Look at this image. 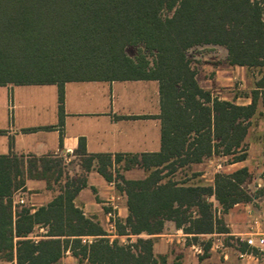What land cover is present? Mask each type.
Masks as SVG:
<instances>
[{"label": "trees", "instance_id": "1", "mask_svg": "<svg viewBox=\"0 0 264 264\" xmlns=\"http://www.w3.org/2000/svg\"><path fill=\"white\" fill-rule=\"evenodd\" d=\"M205 46L224 48L232 66L264 69V0H0V86L56 84L62 123L68 82L156 80L162 126L156 153L89 154L81 138L72 155L0 156L1 258L59 264L70 251L80 263L167 264L166 256L154 253L167 221L194 241L228 233L211 199L222 214L247 202L246 167L216 174L213 185L170 178L212 156L227 157L229 164L247 158L258 91L241 106L202 89L189 52ZM129 48H136L135 56ZM258 87L264 88V75ZM70 158L77 160L75 174L67 168ZM123 161L124 170L140 167L147 175L114 178V164ZM94 167L125 194L128 216L114 223L118 235L136 236L134 243L111 242L74 204ZM28 180L45 181L53 200L34 211L14 206V194L27 191ZM37 228L45 230L38 239ZM88 237L93 240L84 243Z\"/></svg>", "mask_w": 264, "mask_h": 264}, {"label": "crops", "instance_id": "2", "mask_svg": "<svg viewBox=\"0 0 264 264\" xmlns=\"http://www.w3.org/2000/svg\"><path fill=\"white\" fill-rule=\"evenodd\" d=\"M227 57L226 50L205 57L199 54L196 59L201 61L194 63L192 60V63L199 86L221 100L247 106L252 103L253 92L258 91L257 110L246 137L247 158L228 164L230 172L246 167L250 174H254L264 164V88L258 87L264 69L232 66ZM64 92L61 123L56 84L1 85L0 156L72 155L81 138H84L89 154L140 155L161 150L158 81H74L64 85ZM256 183L252 185L262 189L260 196L254 198L249 194L247 202L238 203L222 214L228 233H214L210 237L226 236L238 240L246 238L253 230L264 228V179ZM26 190L14 194L13 205L15 200L23 198L34 211L50 203L56 195L47 190L43 180H28ZM74 204L84 216L99 222L104 230L112 214L119 220L128 216L125 194L116 188L115 182H108L100 175L95 167L88 174L87 187L79 192ZM110 225L115 226L112 221ZM37 229L40 234L45 232L43 228ZM188 236L174 222L167 221L163 232L155 239L154 253L165 256L170 244L176 240L183 242ZM187 247L195 251L196 258L193 259L192 253L184 249V259L175 264H264V255L243 252L238 247L224 244L220 238L211 243L206 253L198 244L191 243ZM70 258L72 264L78 263L73 256L67 260Z\"/></svg>", "mask_w": 264, "mask_h": 264}, {"label": "rangeland", "instance_id": "3", "mask_svg": "<svg viewBox=\"0 0 264 264\" xmlns=\"http://www.w3.org/2000/svg\"><path fill=\"white\" fill-rule=\"evenodd\" d=\"M225 51L223 48H209V47H203V48H195L194 50L189 52L190 58L194 61V63H198L201 61V59H196L199 54L203 57L208 56L210 53L215 52L217 54H220L221 52ZM128 54L130 56L136 55V48H129ZM16 85V84H12ZM127 159V157H125ZM229 158L223 157V156H212L210 159L206 160L205 162L201 164H193L189 167L181 168L179 169L175 174L171 175L170 178L178 183H186V184H200V185H213L215 182V176L218 173H231L230 169L228 168V161ZM76 159L70 158L67 159L68 163V170L75 174L78 172L79 168L76 166ZM125 165V162H120L117 164H114L113 170H114V178H116L117 175L121 174L127 179H142L147 175V172L144 171L140 167H134L130 170H124L123 167ZM261 164L258 161L257 166L259 167ZM260 179H264V164L261 168H259L254 174H250L249 178H247V181L242 185L243 191L247 195H251L254 198H257L260 196V192L262 189L257 188L253 186V183L258 182ZM117 180V179H116ZM257 184V183H256ZM214 202V208L216 211V214L218 218L221 217L223 220L222 215V208L218 204V202L212 198L211 199ZM118 218L112 214L111 221L113 224H115V220ZM110 221V222H111ZM110 222L107 223V227L105 228L107 233V238L112 242L114 240H117L122 245H128L131 243H134L137 239L136 236L133 235H118L117 230L114 226V228L111 227ZM224 222V220H223ZM40 230L37 229L34 233V238L40 234ZM217 238H220V240L229 246L238 247V248H244L243 246H240V243L235 237H210L209 235L199 236L197 237V240L194 241L193 237L190 235L188 236L185 241L183 242H177L174 241L173 244H170L168 247V252L165 255L167 259V264H175L181 262L180 260L184 259L185 253L184 249H187L189 253H192V258H196V253L194 250L188 249L187 245L194 243L200 245L202 248H204L208 242L209 243H215L217 242ZM84 239V238H83ZM86 240H93L92 237H89V239ZM89 242V241H86ZM85 243V242H84ZM90 243V242H89ZM185 244V245H184ZM246 251L248 248H245ZM186 252V251H185ZM253 253L258 254V252L253 251ZM72 257L71 252L69 251L68 254L66 252L63 255V258L59 261V264H72V258L67 260V257ZM0 264H14V262H7L5 259L0 257ZM77 264H86L85 261H82L81 263L78 262Z\"/></svg>", "mask_w": 264, "mask_h": 264}, {"label": "built area", "instance_id": "4", "mask_svg": "<svg viewBox=\"0 0 264 264\" xmlns=\"http://www.w3.org/2000/svg\"><path fill=\"white\" fill-rule=\"evenodd\" d=\"M21 204H25L23 198H18L17 200L14 201V205H21ZM86 239H89V237L84 238L83 242L86 241L91 242V240H86ZM238 242L244 243L249 250H252L251 253H253V251H256L258 252V254L264 255V228L262 230H257V231L253 230L246 238L244 239L239 238ZM241 256H243V254Z\"/></svg>", "mask_w": 264, "mask_h": 264}]
</instances>
